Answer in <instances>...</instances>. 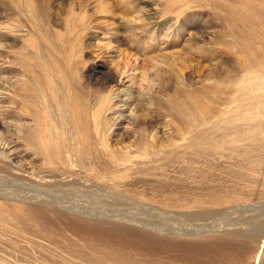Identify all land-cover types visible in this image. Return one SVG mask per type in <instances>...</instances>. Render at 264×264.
Segmentation results:
<instances>
[{
	"label": "rangeland",
	"instance_id": "1",
	"mask_svg": "<svg viewBox=\"0 0 264 264\" xmlns=\"http://www.w3.org/2000/svg\"><path fill=\"white\" fill-rule=\"evenodd\" d=\"M243 1L233 0L234 7L239 9L244 6ZM246 2H250L252 5H249L256 8L254 10L252 8L256 15L252 14L249 5V7L244 6L247 8L243 10L246 12L250 9V15H253L255 19L260 16L261 18L258 19L262 21L264 0ZM220 3L223 4V0H16V4L13 5L10 0H0V24H2L0 26L4 27L0 29V144L17 142L15 128L18 123L19 125L27 124L29 129L25 127L24 135L21 137L22 142L20 141L21 143L14 147V150L19 153L18 155L27 153L24 168L32 171L36 169L35 171L38 172L39 168L45 167L44 158L42 154H37L29 147L31 142L38 141L36 139L39 137L36 134L42 136L45 129L41 127L43 123L39 124L38 118H41L45 110L49 114L56 113L58 116L56 106L53 104L58 101L60 102L57 104H62L65 102V96L72 95L71 92L76 90L79 95L90 98L89 101L92 104L87 100L88 105H95L97 100L101 102L105 99L104 102L108 103V106L105 105L106 109L111 108L112 104L115 108L114 104H116L127 110L125 114L133 112L134 115L129 121L121 120L112 128L111 123L108 124L107 138L110 143L115 144L121 140L129 142L133 138V131H142L152 142L166 149H172L176 143H180L178 138L180 121L175 111L176 104L184 102V105H189L190 98L197 97L201 84L217 76V73L232 72L243 56L242 47L237 43V36L235 37L237 42L233 41L231 44L222 35L232 24L218 21L216 18V14L220 15L218 9L221 13L225 12L220 8ZM21 7L24 8L23 11ZM246 13L248 14L249 11ZM33 15L40 19L41 25L44 24L42 31L36 27V19L33 20ZM150 15H154L153 18L156 19V23L158 22L156 27L148 26ZM237 23L234 24L235 29L244 28L245 25L242 22ZM185 24L190 29L185 27ZM170 26L171 28L168 29ZM158 27L159 29L153 33V29ZM116 30H126L129 37L136 39L130 43L128 35L123 31L125 35L117 36V39L107 43L103 39L104 35L109 32L114 33ZM66 60H68L67 63ZM220 60L224 63L218 64L219 68H217ZM68 89L71 90L67 92ZM121 91H126L128 96H123ZM105 97H109V102ZM127 97L128 103L124 105L121 100ZM53 98L56 102H53ZM68 127L69 125L64 128ZM8 171L5 168L0 170V188L14 195L22 194L25 185L11 181ZM229 177L231 176L227 175L226 179L223 177L224 179L216 180L224 182H220L222 186L219 183L222 190L217 187L216 182L213 186L217 184L214 186L217 189L216 193L220 192L218 194L222 197L232 196L231 201L226 204L219 203L221 206L203 205L204 209L202 206L198 212L187 215L165 206L162 201L159 203L157 201V204L153 201L149 203V200L142 202L132 193V198H128L131 197L130 193L129 195L122 191L116 193L117 191L115 192V189L107 182L101 183L102 187L97 185L99 188L93 190L100 191L96 193L101 195V199H99L100 195L94 194L93 191H90L91 194L88 196H84L78 187L50 189L55 190L53 193L67 202L76 205L84 204L80 206H85L84 209L87 211H91L94 207L92 210L101 212L106 210L104 208L106 207L108 208L106 213L110 212L109 209L115 210L108 212L109 214L116 211L118 214L126 213L125 217L123 214L124 222L127 218L135 217L136 219L137 215L143 218V221L141 219V225L138 223V226H132V223V225L124 226V224L118 225V223L104 220L88 223L77 221L73 217H67V219L55 217L52 221L46 222V226L61 235L63 238L61 236L59 238L62 240L64 237H69L63 242L61 240L65 248L67 244L71 246V236L76 237L75 233L85 234L87 238L93 234L107 233L116 238L111 239L113 243L117 241L115 245H112L113 243L109 240L111 243H107L111 247L114 246L121 251L126 250L124 252L144 258L146 261H152L156 256L150 248L146 249L147 245L152 246L161 241L171 242L175 246L181 244L193 246L192 243L195 241V244L198 242L197 245L205 247L212 240L211 235H214L213 241L217 240L216 242L222 248L232 249L230 255L222 254V258L230 259L224 260L219 256L216 264H247L250 258H252L251 262L254 261V254L251 255V252H248L249 249L255 244L261 246L264 243V191L260 187L242 190L244 187L242 188V185L236 187L233 179L230 178L231 181ZM232 182L234 185L231 184V186ZM223 186L229 187L226 189L228 195L221 194L225 191ZM233 186L237 189L232 188ZM231 189L238 190L236 192L241 195L233 199L234 191ZM102 193L106 199L102 198ZM130 212L131 216L127 217V213ZM107 224L113 226L116 231ZM148 227L151 229L148 230ZM202 230L201 234L204 238L190 234V232L199 233ZM229 230L234 231L227 233L230 232ZM235 230L238 235L234 233ZM140 231L143 233L140 234ZM232 233H234L233 237H230ZM234 236L237 240H233ZM117 237L121 239L120 243ZM253 238H256V241H253ZM206 239H209L208 242ZM143 243L146 245L145 249L142 247L140 249ZM134 252L137 253L134 254ZM205 255L209 256V253L201 256ZM262 255L257 264H264V252ZM41 257L44 259L45 256L41 255ZM42 258L38 260L39 263H60L59 257L57 261L50 260L46 256L50 263ZM156 258L159 262L168 261L165 255L159 254ZM178 264L182 263L178 262ZM254 264H256L255 261Z\"/></svg>",
	"mask_w": 264,
	"mask_h": 264
},
{
	"label": "bare ground",
	"instance_id": "2",
	"mask_svg": "<svg viewBox=\"0 0 264 264\" xmlns=\"http://www.w3.org/2000/svg\"><path fill=\"white\" fill-rule=\"evenodd\" d=\"M10 1L13 2V5L16 4V0ZM246 1H243V5L251 7V1L249 3ZM244 6L236 9L233 0H223L220 8L226 13L217 10L220 13L219 16L216 14L218 21L222 20L232 24L222 35L231 44L233 41L237 42L235 41L237 36V43L242 47L243 56L242 59L239 57L240 62L235 68L233 67L234 70L231 68L232 72L217 73V76L201 84L202 87H200L197 97H194L195 99L190 98L189 105H184V102L176 104L175 111L180 121L178 134L180 143H176L172 149H166L159 146L158 143L152 142L145 137L142 131H133V138L129 142L121 140L115 144L110 143L107 138L108 124L111 123L112 128L121 120L128 119L129 121L134 115L133 112L130 111L125 114L127 110L116 104H114L115 108L112 107V104L111 108L106 109L105 105L108 106V103L104 102L105 99L100 102L96 97V99L94 98L97 100L96 104L91 105L90 98L87 99L85 95H79L74 90L71 92L72 95H68L69 99L68 96H65L66 94L64 95L68 101L65 99L62 104H57L60 101L56 102L55 98L52 99L58 105L53 104L56 106L58 116L56 113V116L49 114L45 110L41 114V118H38L39 124L43 123L41 127L45 129L42 136L36 134L39 137L36 139L38 141L31 142L29 147L34 149L37 154H42L45 167L39 168L36 172V169V171H32L24 168L27 153L18 155L19 153L14 150V147L22 142L21 137L24 135L25 127H28L25 123L21 125L18 123L15 128L18 137L17 142L0 144V170L8 169L11 181L21 182L23 186L25 185V189L22 194L14 195L8 190L0 188V264H28L29 262V264H42L38 261L42 258L41 255L45 256L42 260H47L49 263L51 259L57 260L59 257V264H178V262L182 264H216L215 262L219 261L217 257L222 258V254H231L232 249L222 248L216 242L217 240L214 239L215 242L213 241L214 235H211L213 236L211 241L208 242L209 239H206L208 245L205 247L197 245L198 242L195 244V241L192 243L193 246L186 244L175 246L171 242L164 243L161 241L152 243V246H146L144 243L138 244L140 249L141 247L145 249V246L146 249L150 248V251L156 256L165 255L168 259L167 262H159L156 256L152 261H146L144 258H138L124 252L126 250L123 246L121 247L124 251L117 250L108 244L115 237L107 233L94 235L91 231L93 236L91 235L89 238L85 234L75 233L76 237L71 236V246L67 244L65 248L61 243L63 237L51 228H47L46 222L52 221L55 217H59V219L60 217L64 219L73 217L77 221L88 223L104 220L118 223V225L133 224L132 226H138L143 221V218L138 215L136 219L135 217L133 219L127 218L131 214L130 212L127 213V221L124 222L126 213L118 214L116 211V213L109 214L115 210L109 209L110 212L106 213L105 211L108 209L106 207H104L106 209L104 211L98 207L102 210L101 212L92 210L94 207H90V209L92 208L91 211H87L84 209L85 206L81 207L84 204H80V206L79 203L76 205L67 202L64 198L54 194L55 190L50 189L78 187L84 196H88L95 188L96 190L99 188L97 185L101 186V183L107 182L115 189V192L117 191L116 193L118 191H122L126 195L132 193L142 202L149 200V203L153 201L154 204H157V201L158 203L162 201L165 206L177 209L186 215L195 211L198 212L203 205L213 207V205L218 204L221 206L219 203L226 204V202L231 201V195H229L231 197H222L219 195L220 192L216 193L217 189L214 186L217 184L213 186V183L216 182L218 183L217 187H219V183L223 181L217 182L218 179L225 178L227 175L231 176L229 179H233L236 187L242 185V188L244 187L242 190L260 187L264 191V16H262L263 22L260 21V12L257 11L259 14L257 16L260 17L257 18L258 21L253 16L256 15L253 11L256 8L251 7V10L253 8L252 14H254L250 15L251 10H247L249 11L247 14V11L243 10L247 7ZM20 9H22L21 11L24 10L23 7ZM153 17L154 15H150L148 26L156 27L158 22L156 23V19ZM34 19H36V27L42 31L44 24L41 25L40 19L35 15H33ZM237 22H242L245 25L244 28L235 29L234 24ZM185 27L190 29L187 24ZM3 28L0 26V29ZM170 28L171 26L168 29ZM158 29L159 27L154 28L153 33ZM123 31L126 33V30ZM123 31L116 30L114 33H106L103 39L110 43L111 40L117 39V36L125 35ZM238 31L240 32L237 33ZM126 34L128 35V32ZM127 38L130 43L136 39L129 37V35ZM221 63L224 62L218 61L217 68H219L218 64ZM70 90L68 89L67 92ZM121 93L123 96H128L126 91H121ZM87 100L91 103L90 105L87 104ZM121 101L124 102V105L127 104L128 97ZM67 125L69 127L64 128ZM236 187L233 186L232 188ZM228 188H225L221 194L228 193V191L226 192ZM219 189L221 188L219 187ZM236 189L235 191L231 189L234 191L232 193L234 194L233 199L241 195V193L236 192L238 191ZM96 192L98 191H93L94 194H97ZM103 193L102 198H105ZM120 194L116 195L122 197ZM124 194L122 195L124 196ZM126 195L125 197H128ZM128 198H132V195ZM99 199H101V195ZM101 207L103 208V206ZM137 219L140 221L137 222ZM145 223L143 222V224ZM151 227L155 228L152 225ZM117 231L119 232V228ZM229 231L227 233L234 230ZM118 232L117 234H119ZM201 232L203 230L199 231L200 234L192 232L190 234L194 237L199 238L201 236L204 238ZM236 232L235 230L234 233ZM141 233L143 232L140 231ZM209 233L211 234V232ZM234 233L230 237H233ZM119 235L117 236H123V234L122 236ZM68 238L64 237L62 242ZM207 238L211 237L207 236ZM235 238L234 236L233 240H237ZM253 241H256V238H253ZM111 242L113 243V241ZM258 245H253L248 251L251 252V255L254 254L253 259L256 264L264 252V243L261 246ZM207 252L209 256H201ZM222 259L228 260L230 258ZM250 259L247 264H254V261L251 262Z\"/></svg>",
	"mask_w": 264,
	"mask_h": 264
}]
</instances>
